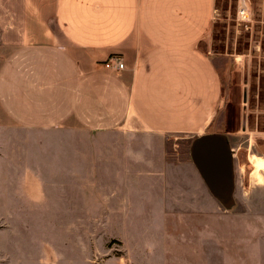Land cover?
I'll return each instance as SVG.
<instances>
[{
    "label": "rangeland",
    "instance_id": "374dc122",
    "mask_svg": "<svg viewBox=\"0 0 264 264\" xmlns=\"http://www.w3.org/2000/svg\"><path fill=\"white\" fill-rule=\"evenodd\" d=\"M250 6L242 20L238 0H217L205 43L225 55L229 129H239L243 114L249 127L230 138L237 208L226 211L211 195L187 137L25 133L0 112V264H225L231 223L246 224L257 238L260 221L244 208L254 206L264 172V0ZM65 145L76 150L86 183H76L82 169L64 162Z\"/></svg>",
    "mask_w": 264,
    "mask_h": 264
},
{
    "label": "crops",
    "instance_id": "0c3cea01",
    "mask_svg": "<svg viewBox=\"0 0 264 264\" xmlns=\"http://www.w3.org/2000/svg\"><path fill=\"white\" fill-rule=\"evenodd\" d=\"M216 19L217 0H0V112L25 133L247 134L243 113L229 129L225 55L205 47ZM110 58L124 69L105 70ZM72 148L63 146V160L83 170L76 183L84 184ZM261 179L254 206L244 208L260 221L257 238L231 223L225 264H264V172Z\"/></svg>",
    "mask_w": 264,
    "mask_h": 264
},
{
    "label": "water",
    "instance_id": "95a60500",
    "mask_svg": "<svg viewBox=\"0 0 264 264\" xmlns=\"http://www.w3.org/2000/svg\"><path fill=\"white\" fill-rule=\"evenodd\" d=\"M190 155L211 195L226 211H234L237 208L235 150L230 137L223 133L200 136L193 141Z\"/></svg>",
    "mask_w": 264,
    "mask_h": 264
},
{
    "label": "built area",
    "instance_id": "2783aa9c",
    "mask_svg": "<svg viewBox=\"0 0 264 264\" xmlns=\"http://www.w3.org/2000/svg\"><path fill=\"white\" fill-rule=\"evenodd\" d=\"M250 0H238V8H237V16L239 19L242 20H249L250 19ZM102 67L105 70L113 71V72H120L124 69V65L118 58H110L107 59L105 62L102 63Z\"/></svg>",
    "mask_w": 264,
    "mask_h": 264
},
{
    "label": "bare ground",
    "instance_id": "6f19581e",
    "mask_svg": "<svg viewBox=\"0 0 264 264\" xmlns=\"http://www.w3.org/2000/svg\"><path fill=\"white\" fill-rule=\"evenodd\" d=\"M257 165H258V163L255 162V163H254V167H255V170H254V171H255V172L257 171Z\"/></svg>",
    "mask_w": 264,
    "mask_h": 264
}]
</instances>
